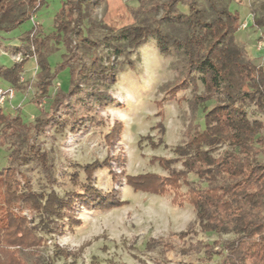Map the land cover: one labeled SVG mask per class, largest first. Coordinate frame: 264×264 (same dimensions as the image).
<instances>
[{
    "label": "trees",
    "instance_id": "1",
    "mask_svg": "<svg viewBox=\"0 0 264 264\" xmlns=\"http://www.w3.org/2000/svg\"><path fill=\"white\" fill-rule=\"evenodd\" d=\"M117 1L66 0L53 18L51 32L44 34L39 26L25 31L23 44L16 47L24 58L10 66L0 64V79L19 87L25 64L36 56L40 70L30 102L42 109L33 123H27L21 106L14 117L0 107V147L8 148L7 166L0 169V264H26L19 252L38 245L37 228L23 215L24 210L33 217L53 218L63 216L77 203L102 209L124 204L118 199L119 191L104 192L95 185L94 173L101 168H108L113 179H119L111 170L110 156L102 162L76 164L86 179L80 182L79 173L73 172L72 180L79 189L63 196L54 189L36 190L20 168L34 162L54 183V164L36 135L53 125L73 132L89 124L105 125L99 110L116 101L110 86L117 83L125 64L134 67L129 55L152 36L162 55H182L184 77L172 92L176 95L191 88L192 120L201 111L204 127L195 122L189 125L187 141L173 150L175 158H152L168 171L167 176L126 175V183L136 191L171 193L178 205L192 203L195 220L179 234L182 239L190 234L232 235L221 243L203 239L189 242L183 247L185 255L203 254L208 263L219 257L216 264H264V162L257 158L264 154V120L251 119L248 112L252 105L264 112V66L249 58L237 42L241 14L215 0H207L209 10L198 0H138V7L126 6L133 20L120 25L114 21V15L123 16V7ZM46 2L0 0V35L33 19ZM103 2L107 5L105 16L98 20L95 11ZM180 3L188 5V13L178 9ZM254 22L264 25L260 17ZM163 23L183 28L176 34L166 31ZM59 43L66 52L53 66L50 56L59 51ZM101 44L109 51L105 57L96 52ZM120 56L123 60L119 62L111 60ZM66 68L70 73L68 89L58 87L52 92L58 75ZM119 131V126L112 127L110 143ZM161 131L164 134L165 128ZM159 145V141L152 143L154 148ZM176 163H180L179 169L174 167ZM192 175L198 180L194 181ZM183 186L187 187L184 192ZM150 243L171 246L169 241ZM72 256L76 257L66 248L56 247L52 257L36 264H55L60 257Z\"/></svg>",
    "mask_w": 264,
    "mask_h": 264
},
{
    "label": "rangeland",
    "instance_id": "2",
    "mask_svg": "<svg viewBox=\"0 0 264 264\" xmlns=\"http://www.w3.org/2000/svg\"><path fill=\"white\" fill-rule=\"evenodd\" d=\"M65 1L47 0L33 19L25 21L9 33H1L0 64L10 66L16 62V47L23 44L21 36L25 31L39 26L44 34L51 32L53 18ZM163 1L168 0H160ZM215 1L241 14L242 23L237 32V42L244 47L249 58L264 66V25L254 22L258 17L264 19V0ZM198 2L201 7L209 10L207 0ZM117 4L123 7V16L114 15V21L120 25L132 21L133 15L126 6L138 7V0H118ZM106 8V3H101L94 17L98 20L103 18ZM178 9L188 13L187 4L180 3ZM163 28L179 34L183 27L163 23ZM96 34L99 32L96 31ZM58 46L59 51L50 56L53 66L62 60V54L66 52L62 43ZM96 52L98 56L105 57L109 51L101 44ZM129 57L134 67L129 68L125 64L117 83L109 88L116 99L115 103L99 110L105 125L89 124L79 132H73L68 127L61 130L53 125L44 134L36 135V141L54 164L51 174L54 183L48 181L46 172L34 162L20 168L21 173L29 176L36 190L48 192L54 189L63 196L79 189L72 180L73 172L79 173L80 182L86 179L84 171L79 167L77 170L76 164L102 162L110 156L111 170L117 173L119 179H113L108 168H101L94 173L95 185L104 192L119 191L118 199L124 201V204L102 209L88 208L77 203L63 216L53 218L33 217L24 210L23 215L34 222L32 224L36 226L38 236L37 246L19 252L26 264L47 260L52 257L56 247L66 248L76 257H60L55 264H216L219 257L208 263L203 254L185 255L183 247L199 239L221 243L232 238V235L209 233L197 236L190 234L182 239L179 234L186 231L195 220L196 212L192 203L185 201L183 205H178L172 201L171 193L152 194L136 191L127 185L126 175L156 173L167 176L168 171L157 162L154 163L152 158H175L173 150L178 144L187 141L189 125L195 122L200 128L204 127L201 111L198 118L192 120L191 88L182 89L176 95L172 92L184 77V59L181 54L174 52L170 56L162 55L152 36L146 44L133 50ZM111 60L119 62L123 56ZM39 70L36 56L33 55L24 66L19 87L0 79L1 89H14L13 98L0 106L5 114L14 117L16 108L21 106L24 121H35L42 109L31 103L30 99L36 91ZM69 82L70 73L66 68L58 75L52 92H56L58 87L67 90ZM202 90L200 87L199 92ZM248 112L251 119L264 120V112L258 111L253 105L248 107ZM113 126H119L121 131L113 136V142L110 143L108 134ZM161 128H165L164 134ZM158 141L160 145L152 147V143ZM7 154L8 148L0 147V169L7 166ZM257 158L264 162L263 153ZM174 167L179 169L181 165L176 163ZM191 178L198 180L193 175ZM186 190L187 187L183 186L182 191ZM155 240L169 241L171 246L150 243Z\"/></svg>",
    "mask_w": 264,
    "mask_h": 264
},
{
    "label": "built area",
    "instance_id": "3",
    "mask_svg": "<svg viewBox=\"0 0 264 264\" xmlns=\"http://www.w3.org/2000/svg\"><path fill=\"white\" fill-rule=\"evenodd\" d=\"M246 26V23L243 24V27ZM262 42L259 43V47H261ZM23 56V54L21 52H18L14 55V58H16V61H19L20 59H22L21 57ZM13 57V56H12ZM14 96V89L13 88H7V89H1L0 88V106L4 105V103L13 98Z\"/></svg>",
    "mask_w": 264,
    "mask_h": 264
}]
</instances>
